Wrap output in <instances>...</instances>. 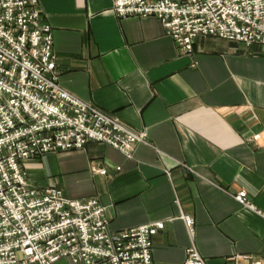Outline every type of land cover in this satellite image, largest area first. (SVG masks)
<instances>
[{"label":"crops","instance_id":"crops-1","mask_svg":"<svg viewBox=\"0 0 264 264\" xmlns=\"http://www.w3.org/2000/svg\"><path fill=\"white\" fill-rule=\"evenodd\" d=\"M40 7L62 86L144 131L148 144L132 158L98 141L46 153L25 163L30 183L97 196L113 229L161 220L156 262L181 263L194 245L207 264H250L245 254L264 263V46L209 36L182 53L159 18H120L113 0ZM241 189L256 210L233 197Z\"/></svg>","mask_w":264,"mask_h":264},{"label":"built area","instance_id":"built-area-1","mask_svg":"<svg viewBox=\"0 0 264 264\" xmlns=\"http://www.w3.org/2000/svg\"><path fill=\"white\" fill-rule=\"evenodd\" d=\"M113 5L120 18H159L182 53H193L197 39L209 36L264 46V0H113ZM42 15L40 0H0V264H52L62 258L77 264H167L152 254L161 220L113 229L97 196L76 199L55 184L30 183L25 163L46 153L80 151L98 141L132 158L137 144H148L144 131L62 86L52 27ZM233 197L256 210L245 189ZM181 217L193 231L192 216ZM242 258L264 264L249 254ZM172 264L207 261L192 245L183 262Z\"/></svg>","mask_w":264,"mask_h":264}]
</instances>
